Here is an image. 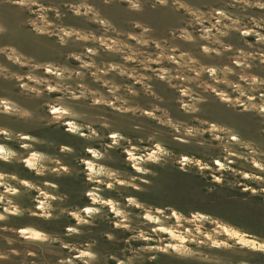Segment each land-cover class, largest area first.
Segmentation results:
<instances>
[{
  "label": "rangeland",
  "instance_id": "rangeland-1",
  "mask_svg": "<svg viewBox=\"0 0 264 264\" xmlns=\"http://www.w3.org/2000/svg\"><path fill=\"white\" fill-rule=\"evenodd\" d=\"M0 145V264H264V0H0Z\"/></svg>",
  "mask_w": 264,
  "mask_h": 264
},
{
  "label": "bare ground",
  "instance_id": "bare-ground-1",
  "mask_svg": "<svg viewBox=\"0 0 264 264\" xmlns=\"http://www.w3.org/2000/svg\"><path fill=\"white\" fill-rule=\"evenodd\" d=\"M58 111V109H55L54 110V112H57ZM4 146H2V145H0V152H3L4 151ZM28 162V161H27ZM29 164V163H28ZM32 166V165H31ZM21 232H27L28 231V229H21L20 230Z\"/></svg>",
  "mask_w": 264,
  "mask_h": 264
}]
</instances>
